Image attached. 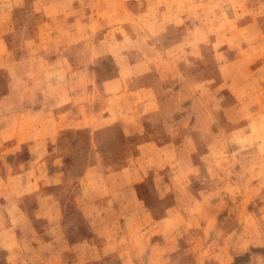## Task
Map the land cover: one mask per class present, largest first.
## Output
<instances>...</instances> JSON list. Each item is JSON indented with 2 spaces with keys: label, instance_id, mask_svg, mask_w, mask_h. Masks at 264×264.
<instances>
[{
  "label": "rangeland",
  "instance_id": "374dc122",
  "mask_svg": "<svg viewBox=\"0 0 264 264\" xmlns=\"http://www.w3.org/2000/svg\"><path fill=\"white\" fill-rule=\"evenodd\" d=\"M1 202L0 264H264V0H0Z\"/></svg>",
  "mask_w": 264,
  "mask_h": 264
},
{
  "label": "crops",
  "instance_id": "0c3cea01",
  "mask_svg": "<svg viewBox=\"0 0 264 264\" xmlns=\"http://www.w3.org/2000/svg\"><path fill=\"white\" fill-rule=\"evenodd\" d=\"M43 108H40V107H31L27 112L28 113H32V114H36L37 112H42ZM19 115V114H18ZM98 120L100 123H102L100 125V128H104L106 126H108L110 123H112V114H102L100 117H98ZM46 121L48 122V124L52 123L54 125H56V127H59V123L56 121V119L54 120H50V119H46ZM53 121V122H52ZM82 119H78V122H81ZM76 121V123H78ZM71 127V126H69ZM40 142V141H39ZM27 148L30 149L27 151V153H29L28 155L24 154L23 155V158H28V159H34V158H37V152H33L31 150V148L33 149L35 144H38V141L37 140H27ZM57 173V172H56ZM56 173H52V174H48L46 175L47 179H54L55 176H56ZM19 175H25L23 172ZM46 179V178H44ZM52 186H56L57 185V182L53 181L52 184H50ZM25 187L29 186L31 187V184H30V180L27 181V184L24 185ZM32 191H36L37 190V199H36V202L34 204V209H35V219H41V218H44V219H47L48 220V223L49 225H52L54 224V221L52 219H49V218H53V216L55 217V215L57 213H63V215L66 213H68L65 209H66V204L64 202H60L59 200H57L55 197H54V194L57 193V191L55 193H53V195L51 196H47L45 194H43L39 189H40V186L38 184H32V187H31ZM129 190V188H128ZM42 195V196H41ZM14 201H8L7 204H12ZM2 203H5V202H1L0 204ZM18 206H22V204H19ZM58 208V209H57ZM45 212V214H41V212ZM65 211V212H64ZM52 220V221H51ZM50 228H52L50 226ZM6 232V227H3L2 229H0V235H2L3 233ZM70 247V249H73L74 245H68ZM78 246V245H77ZM74 262V261H73ZM73 262L71 264H73Z\"/></svg>",
  "mask_w": 264,
  "mask_h": 264
}]
</instances>
